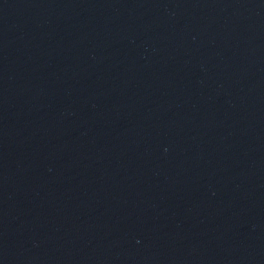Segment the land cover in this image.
I'll list each match as a JSON object with an SVG mask.
<instances>
[{
    "label": "water",
    "instance_id": "water-1",
    "mask_svg": "<svg viewBox=\"0 0 264 264\" xmlns=\"http://www.w3.org/2000/svg\"><path fill=\"white\" fill-rule=\"evenodd\" d=\"M0 264H264V0H0Z\"/></svg>",
    "mask_w": 264,
    "mask_h": 264
}]
</instances>
